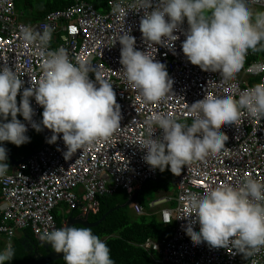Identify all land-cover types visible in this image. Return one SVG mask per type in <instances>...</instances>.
Returning <instances> with one entry per match:
<instances>
[{
  "label": "built area",
  "instance_id": "built-area-1",
  "mask_svg": "<svg viewBox=\"0 0 264 264\" xmlns=\"http://www.w3.org/2000/svg\"><path fill=\"white\" fill-rule=\"evenodd\" d=\"M197 1L107 0L101 13L77 0L23 22L0 0V85L20 115L17 140H41L0 175L7 250L26 230L54 245L60 204L85 218L102 194L130 198L168 150L176 195L148 208L173 231L141 248L158 264H264V60L239 69L235 50L264 27V0H222L250 10L224 43L185 17ZM89 252L77 262L96 264Z\"/></svg>",
  "mask_w": 264,
  "mask_h": 264
},
{
  "label": "trees",
  "instance_id": "trees-1",
  "mask_svg": "<svg viewBox=\"0 0 264 264\" xmlns=\"http://www.w3.org/2000/svg\"><path fill=\"white\" fill-rule=\"evenodd\" d=\"M76 1L37 0L34 5H31L30 3L34 2L33 0H14V3L16 10L20 4L24 7H28L29 5L31 10L27 17L28 22H34L42 19L44 15L54 10L68 8ZM78 1L89 3L96 11L102 13L105 10L107 0H98L97 2L93 0ZM38 5L42 7H38L36 10V6ZM237 14L238 12L229 18L230 22L227 23L225 19L228 15L224 14L222 7H219L218 14L212 9L208 10L205 15L193 16L190 21L200 29L207 30L210 35L217 38L219 43H224L230 40L229 29ZM252 18L245 19V24L253 22ZM260 41L262 47L259 45ZM237 48V58L241 59L239 69L245 68L251 63L261 61L262 59L259 57H264V35L260 40L256 41L253 47H249V44H246L245 46H237ZM19 121L20 117L18 116V112L12 107L11 101L8 100L6 90L2 91L0 89V153H5L1 145V142H3L9 154L13 156V159L26 157L41 145V140L36 133L31 136L32 142L28 146L19 145L15 142ZM167 156L174 157L175 155L168 150H163L158 157V165L161 172L160 180L158 182H146L137 194L135 202L139 203L142 207L143 213L141 215L136 216L132 212L131 207L133 204L125 208H120L128 200V193L124 189L117 188L111 193L98 196L97 199L100 204L99 212L95 215H87L85 217L87 223H96L110 209L115 207H118V209L108 213L95 227H84L79 224H74L69 229L67 235V239L70 242L67 255L59 260L46 264H88L79 261L75 262L68 254L74 253L78 258L88 259L90 256L89 249L94 246H97L98 249L96 264H155L150 253L141 248L140 245L148 238L156 241L170 237L166 238L167 231L172 230V227L162 226L158 222L155 212L148 208V202L166 197L168 192L175 188L173 181L175 180L176 174L175 171L167 168ZM151 193L155 194L156 197L146 202V197L152 195ZM61 205L65 206L66 209L68 208L65 204H60L58 209L53 210L56 226L59 229H61V224L65 220L64 214H58V211H62ZM68 216L71 218L77 217L79 213L73 210ZM60 237L55 241L54 247L56 249L60 247ZM32 246L38 247V252L43 254L41 246H38L32 233L26 230L23 235L11 240L8 250L6 249V245L4 250H0V264H25L34 257L31 255L30 248ZM152 253L154 254V252Z\"/></svg>",
  "mask_w": 264,
  "mask_h": 264
},
{
  "label": "water",
  "instance_id": "water-1",
  "mask_svg": "<svg viewBox=\"0 0 264 264\" xmlns=\"http://www.w3.org/2000/svg\"><path fill=\"white\" fill-rule=\"evenodd\" d=\"M1 144H2V146H4L3 143H1ZM23 160L24 159L19 160L16 163H20ZM160 177H161V172H160V169H159L158 173H157V179L155 180V182H158L160 180ZM136 197H137V193H134V195H132L123 205H121L120 208H125V207L129 206L131 203H134L136 201ZM115 209H118V207L110 209L96 223H87L86 218H82V217H78V216L77 217H73V218L70 217L68 219V221L65 222V224H64V226H63V228L61 230V237H60L61 238V244H60V247L58 249H56L54 247L55 245H51L49 243L42 242L40 240H38V241L35 240L36 243L38 244V246L39 245L41 246V250L43 251V254H42V256H37V258L30 259L25 264H46V263L53 262V261L61 259L65 255H67L68 250L70 248V242L67 239V235H68L69 229H70V227L72 225L79 224V225H82L84 227H95L105 218V216L108 213L112 212ZM37 248L38 247L32 246L31 247V252L33 254H38L39 252H38ZM68 255L70 256L71 259H73V261H75V262L77 261L78 257L76 256V254L69 253Z\"/></svg>",
  "mask_w": 264,
  "mask_h": 264
},
{
  "label": "rangeland",
  "instance_id": "rangeland-1",
  "mask_svg": "<svg viewBox=\"0 0 264 264\" xmlns=\"http://www.w3.org/2000/svg\"><path fill=\"white\" fill-rule=\"evenodd\" d=\"M20 1H22V0H20ZM33 1L34 2L30 3L31 5H34L37 0H33ZM93 1L97 2L98 0H93ZM236 6L237 5L235 3H230L228 5H225V4H223L222 0H198L197 4L194 3L193 5H191L188 8V10L185 13V17L190 21V19L193 16L201 15V14L205 15V13L208 10H212V9H213V11H215L218 14L219 13V7H222L224 14L228 15L226 17L225 21L227 23H229L230 22L229 18H231L232 16H234V14L237 13V7ZM38 7H42V6L41 5L36 6V10L38 9ZM17 10L21 14L22 21L27 22L28 21L27 17H28L30 10H31L29 5H28V7H24L23 5L20 4ZM252 20L254 22H256L257 17H253ZM254 35H255L256 40H260L262 38V36L264 35V29L261 31H258ZM259 45L262 47L261 41L259 42ZM253 46H255V44H254V41L251 40L249 43V47H253ZM6 167H7V165L0 164V171L6 170ZM148 193H150V192H148ZM151 194L152 195H148L146 197V202H148V201H150L156 197L155 194H153V193H151ZM61 209H62V211H58L59 215H62V214L65 215L68 211L66 209V207L63 205H61ZM17 235H20V233H17ZM6 243H7V240L3 236H0V250H2V249L4 250Z\"/></svg>",
  "mask_w": 264,
  "mask_h": 264
},
{
  "label": "crops",
  "instance_id": "crops-1",
  "mask_svg": "<svg viewBox=\"0 0 264 264\" xmlns=\"http://www.w3.org/2000/svg\"><path fill=\"white\" fill-rule=\"evenodd\" d=\"M230 3H235L237 6V12H238V14L237 15H240V14H250V10H249V6H245V5H241L239 2H235V1H231V2H229V3H227V4H225L224 2H223V4H225V5H228V4H230ZM254 12L255 13H257V15H256V17L258 18L261 14V10L260 11H255L254 10ZM236 15V16H237ZM22 18V17H21ZM253 41H254V44L256 43V38H253ZM236 49H238L237 47L235 48V50ZM236 55H237V51H236ZM260 59H262V60H264V57H259ZM239 65H240V63H241V59H239ZM248 82H251V80H247ZM173 184H174V181H173ZM144 186V185H143ZM142 186V187H143ZM140 191V190H139ZM138 191V192H139ZM138 192H136L137 194H138ZM176 195V189L174 188V189H171L169 192H168V194H167V196H169V197H174ZM171 206H173V202L172 203H170V207ZM162 208H164V207H162ZM70 213V212H69ZM69 213H66L65 214V216H64V219L66 220V221H68V219L70 218V216H68L69 215ZM68 216V217H67ZM157 218H158V222L159 223H161L160 222V219H159V216L157 215ZM64 220V221H65ZM162 224V223H161ZM74 225H72L70 228H72ZM162 226H163V224H162ZM172 231L173 230H168L167 231V237L166 238H168L171 234H172ZM18 237H20L21 236V234L20 235H17ZM161 240V239H160ZM157 241H159V240H157ZM141 247V246H140ZM146 251V250H145ZM147 252H149L150 253V256H151V258H152V260H153V262H158V258H156V257H158V253L157 252H155V251H147ZM152 252H154V254H155V258H154V254L152 253ZM158 264V263H157Z\"/></svg>",
  "mask_w": 264,
  "mask_h": 264
},
{
  "label": "clouds",
  "instance_id": "clouds-1",
  "mask_svg": "<svg viewBox=\"0 0 264 264\" xmlns=\"http://www.w3.org/2000/svg\"><path fill=\"white\" fill-rule=\"evenodd\" d=\"M225 3V2H224ZM225 4H227V3H225ZM258 19V18H257ZM264 29V27L261 29V30H263ZM260 30V31H261ZM257 33V31L255 32V34ZM253 38H255V35H253L251 38H250V40L251 39H253ZM250 42V41H249ZM249 44V43H248ZM0 89L2 90V91H5L4 89H2L1 88V85H0ZM6 92H7V98H8V100L9 101H11V105L14 103V100L10 97V94H9V90L7 89L6 90ZM12 107L15 109V107L12 105ZM16 110V109H15ZM18 116L20 117V115H19V113H18ZM20 122V121H19ZM18 125H19V123H18ZM18 125H17V133H16V135H15V142L17 143V144H19V145H23V146H26L23 142H21V141H19V140H17V134H18V131H19V129H18ZM1 143H3V142H1ZM4 144V143H3ZM2 145V144H1ZM3 148H4V151H5V153H0V164H5V165H7V167H6V170H3V171H0V175H2V174H6L7 172H9V170H8V166L9 165H12V166H15L17 163L16 162H18L19 161V159H13V156L12 155H10L9 154V152L7 151V149H6V147H5V144H4V146H2ZM24 158V157H23ZM145 184V183H144ZM131 197V196H130ZM129 199V198H128ZM156 200V199H155ZM64 226V225H63ZM63 226L61 225V228H63ZM61 236V235H60ZM34 258V257H33ZM32 258V259H33Z\"/></svg>",
  "mask_w": 264,
  "mask_h": 264
},
{
  "label": "flooded vegetation",
  "instance_id": "flooded-vegetation-1",
  "mask_svg": "<svg viewBox=\"0 0 264 264\" xmlns=\"http://www.w3.org/2000/svg\"><path fill=\"white\" fill-rule=\"evenodd\" d=\"M31 249V248H30ZM31 255H33L34 256V258H37V256H42V253H38V254H33L32 252H31Z\"/></svg>",
  "mask_w": 264,
  "mask_h": 264
}]
</instances>
